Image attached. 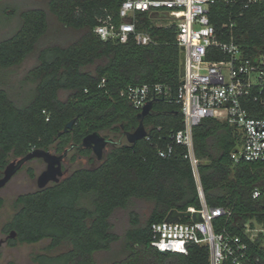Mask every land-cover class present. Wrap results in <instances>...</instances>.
Wrapping results in <instances>:
<instances>
[{
	"label": "trees",
	"instance_id": "trees-1",
	"mask_svg": "<svg viewBox=\"0 0 264 264\" xmlns=\"http://www.w3.org/2000/svg\"><path fill=\"white\" fill-rule=\"evenodd\" d=\"M122 2L45 0L44 7L23 10L15 31L0 40V70L37 55L24 77L33 83L28 92L16 95L0 86V177L12 157L20 158L35 148L61 154L95 131L116 138L134 131L140 110L122 94L128 86L162 83L177 89L181 52L175 26H158L148 13L139 14L137 28L151 37L148 44L133 37L126 43L107 41L95 32L99 19L118 20ZM209 15L223 32V40L234 39L249 52L264 51V3L248 9L218 3ZM65 32L72 37L68 39ZM50 36L53 39L46 41ZM223 58L220 54L216 59ZM92 65L95 70H87ZM60 91L68 92L66 99L60 98ZM153 102L144 120L148 137L133 146L111 145L97 162L91 148L75 147L72 159L88 157L95 165L76 168L58 183L19 194L15 213L3 228L8 235L16 233L8 243L50 239L48 249L69 245L57 255L37 254V264H96L95 254L110 251L119 240L121 254L109 264H209L207 245L192 243L188 254L162 252L152 245V223L165 220L173 210L202 207L186 147H176L169 157H161L158 151L184 127L181 108L161 96ZM72 119L73 128L61 133ZM236 130L225 121L206 118L194 127L193 139L207 204L231 212L215 219L216 231L226 229L246 240V223L264 224V161H233L231 152L240 140ZM256 188L259 196L254 198ZM138 199L153 203L151 214L142 222L131 210L130 226L120 236L111 218ZM181 221L191 218L182 216ZM263 241L249 242L251 260L245 264H264Z\"/></svg>",
	"mask_w": 264,
	"mask_h": 264
},
{
	"label": "built area",
	"instance_id": "built-area-1",
	"mask_svg": "<svg viewBox=\"0 0 264 264\" xmlns=\"http://www.w3.org/2000/svg\"><path fill=\"white\" fill-rule=\"evenodd\" d=\"M218 3L248 9L264 0H123L118 20L99 19L95 32L107 41L126 43L133 37L140 44H148L151 37L137 28L141 13H148L158 26L176 27L180 52L184 53V74L177 89L162 83L131 85L122 94L140 111L158 96L179 104L184 127L158 151L161 157H169L178 146L188 150L202 204L200 209L190 207L188 211L199 212L202 219L152 223V245L162 252L188 254L190 244H204L209 247V264H245L251 260L249 242L264 240V224L246 223V240L226 229L216 231L215 219L231 212L211 207L205 200L193 129L206 118L225 121L240 137L231 152L233 161H264V51L249 52L234 39H222L223 32L215 28L209 15ZM220 54L225 58L216 59ZM258 196L256 188L253 197Z\"/></svg>",
	"mask_w": 264,
	"mask_h": 264
},
{
	"label": "rangeland",
	"instance_id": "rangeland-1",
	"mask_svg": "<svg viewBox=\"0 0 264 264\" xmlns=\"http://www.w3.org/2000/svg\"><path fill=\"white\" fill-rule=\"evenodd\" d=\"M45 0H0V40L11 35L18 27L20 22V13L23 10L44 7ZM65 36L70 39L72 33L65 32ZM53 36L46 39L52 40ZM36 53L30 55L24 62L7 70H0V86H6L16 95H24L33 87L32 82H25L26 73L36 64ZM96 65L87 67V70L94 71ZM67 91H60V98L66 99ZM116 140L119 139L114 134L102 132ZM127 139L124 137L123 143ZM111 145H108V151ZM55 152L54 149H50ZM74 151H71L64 161L63 168L66 175L70 174L74 169L80 167H92L95 162H91L88 157L76 155L72 159ZM96 156V155H95ZM16 158H11L10 161ZM98 161L96 157V162ZM47 167L46 162L41 158L28 161L12 179L0 189V199L3 204L0 207V264H37L35 257L37 254L57 255L66 252L70 247L68 244H62L54 249H48L50 239H43L37 243H16L11 245L6 240L8 234L4 232V225L11 219L15 213L14 202L19 194L32 192L38 189L37 178L40 173ZM153 209V203L148 200H134L130 209H118L112 216L111 222L113 230L123 236L127 228L130 226V211L134 210L140 215L141 221L145 222ZM122 241L119 240L113 244L110 251H99L95 254L96 264H109L111 260L121 254Z\"/></svg>",
	"mask_w": 264,
	"mask_h": 264
},
{
	"label": "water",
	"instance_id": "water-1",
	"mask_svg": "<svg viewBox=\"0 0 264 264\" xmlns=\"http://www.w3.org/2000/svg\"><path fill=\"white\" fill-rule=\"evenodd\" d=\"M181 65H180V75L184 74V53L181 52ZM153 100L149 101L142 110L138 113L139 125L134 131L124 132L121 139L116 140L113 137H107L99 131L92 132L83 138L80 144H72L70 147L65 149L61 154L52 152L51 150H46L43 148H35L28 152L26 155L16 158L10 161L4 169L3 175L0 177V189L4 187L12 177L30 160L41 158L43 159L47 167L43 170L37 178V184L39 189L47 187L51 183H58L66 176V170L63 168V164L69 153L75 147L91 148L96 155L98 160H102L105 150L108 145H121L122 139L126 137L129 145H135L139 140L148 136V130L145 126L144 120L147 115H149L153 109ZM75 119L69 121L64 127L63 132H68L73 128ZM237 132V130H236ZM60 133V134H61ZM182 216H189L194 221L201 220V215L199 212H179L173 210L169 213L166 220L167 221H180ZM16 233L13 231L8 238H14ZM7 238V239H8ZM6 239V240H7Z\"/></svg>",
	"mask_w": 264,
	"mask_h": 264
},
{
	"label": "flooded vegetation",
	"instance_id": "flooded-vegetation-1",
	"mask_svg": "<svg viewBox=\"0 0 264 264\" xmlns=\"http://www.w3.org/2000/svg\"><path fill=\"white\" fill-rule=\"evenodd\" d=\"M122 136H123V134L121 136H119V139H121ZM119 139H117V140H119ZM122 140H124V138ZM122 144H123V141H122ZM110 145H112V144H110Z\"/></svg>",
	"mask_w": 264,
	"mask_h": 264
}]
</instances>
